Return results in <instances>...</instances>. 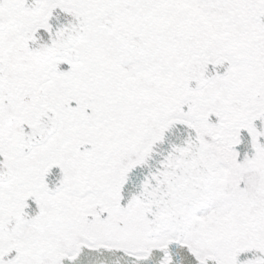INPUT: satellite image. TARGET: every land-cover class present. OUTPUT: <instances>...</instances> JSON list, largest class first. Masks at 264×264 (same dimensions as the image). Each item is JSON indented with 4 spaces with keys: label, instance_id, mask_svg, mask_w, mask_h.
Wrapping results in <instances>:
<instances>
[{
    "label": "snow or ice",
    "instance_id": "obj_1",
    "mask_svg": "<svg viewBox=\"0 0 264 264\" xmlns=\"http://www.w3.org/2000/svg\"><path fill=\"white\" fill-rule=\"evenodd\" d=\"M0 264H264V0H0Z\"/></svg>",
    "mask_w": 264,
    "mask_h": 264
}]
</instances>
